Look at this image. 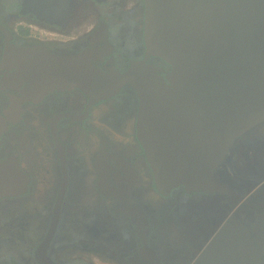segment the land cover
Segmentation results:
<instances>
[{"label": "flooded vegetation", "instance_id": "1", "mask_svg": "<svg viewBox=\"0 0 264 264\" xmlns=\"http://www.w3.org/2000/svg\"><path fill=\"white\" fill-rule=\"evenodd\" d=\"M145 22V0H0V264H264V121L217 166L218 187H160L132 84L44 91L3 65L8 42L90 51L104 73L169 72L146 58Z\"/></svg>", "mask_w": 264, "mask_h": 264}, {"label": "water", "instance_id": "2", "mask_svg": "<svg viewBox=\"0 0 264 264\" xmlns=\"http://www.w3.org/2000/svg\"><path fill=\"white\" fill-rule=\"evenodd\" d=\"M145 1L146 58L163 59L169 72L143 61L126 74L104 73L90 51L55 56L8 42L3 65L17 66L44 91L76 85L112 94L132 84L158 185L218 187L217 166L242 134L264 121V0Z\"/></svg>", "mask_w": 264, "mask_h": 264}]
</instances>
